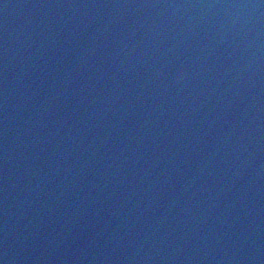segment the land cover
<instances>
[{"label":"water","instance_id":"95a60500","mask_svg":"<svg viewBox=\"0 0 264 264\" xmlns=\"http://www.w3.org/2000/svg\"><path fill=\"white\" fill-rule=\"evenodd\" d=\"M0 264H264V0H0Z\"/></svg>","mask_w":264,"mask_h":264}]
</instances>
